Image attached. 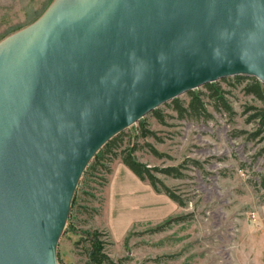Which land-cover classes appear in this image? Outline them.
Segmentation results:
<instances>
[{
  "label": "water",
  "instance_id": "95a60500",
  "mask_svg": "<svg viewBox=\"0 0 264 264\" xmlns=\"http://www.w3.org/2000/svg\"><path fill=\"white\" fill-rule=\"evenodd\" d=\"M264 84V0H52L0 41V264H59L87 166L200 86Z\"/></svg>",
  "mask_w": 264,
  "mask_h": 264
},
{
  "label": "rangeland",
  "instance_id": "374dc122",
  "mask_svg": "<svg viewBox=\"0 0 264 264\" xmlns=\"http://www.w3.org/2000/svg\"><path fill=\"white\" fill-rule=\"evenodd\" d=\"M52 0H0V41L32 23ZM215 81L235 110L216 109L208 88L199 93L212 117H180L170 102L124 130L120 153L154 167L184 164L183 177L156 174L186 200L181 206L138 179L118 156L78 184L58 244L59 264H89L90 238L104 241L113 264H264V137L247 121L249 105L264 101L245 92L248 79ZM264 89V84H263ZM180 99L189 101L184 93ZM143 127L154 134L143 136ZM152 144L159 155L153 153ZM197 160L199 164H194Z\"/></svg>",
  "mask_w": 264,
  "mask_h": 264
},
{
  "label": "trees",
  "instance_id": "16d2710c",
  "mask_svg": "<svg viewBox=\"0 0 264 264\" xmlns=\"http://www.w3.org/2000/svg\"><path fill=\"white\" fill-rule=\"evenodd\" d=\"M229 78V77H228ZM228 78H223L221 80H227ZM238 83L243 82L248 79L247 84L244 86L245 92L249 94H254L257 98L264 101V89L262 82L256 77H246V76H234ZM205 87L209 90V96L214 100V106L216 109H223L230 116L235 114V110L229 100L224 95V88L215 82L205 84ZM190 96L189 101L183 99L174 98L171 100L173 108L178 112L179 116L192 117V118H204L207 119L212 117L211 112L207 108L206 102L203 100L199 93H195L194 90L187 92ZM246 113H249L247 121L250 123H255L257 129L248 136L251 138H256L259 136L264 137V106L249 105L245 107ZM157 119L161 122L163 121L162 112L157 108L152 112ZM143 136L153 135L154 131L148 130L143 127ZM124 134V131L120 132L118 135L114 136L109 140L94 156V163L91 166V172L97 171L100 167L106 166L109 169V163L113 161L118 156H121L122 162L143 182H148L150 186L158 193H164L170 199L175 201L181 206L186 205V200L179 194H177L170 186H168L156 173L164 172L168 175L174 177H183L185 173L182 172V167L184 164L178 166H168V167H151L147 163L139 160L134 152L136 148H124L120 153L117 151L119 148L117 142ZM150 147L154 154L159 155L160 152L152 145L146 144ZM194 164H199L197 160H193ZM110 170V169H109ZM91 249L89 252V264H113L115 261L105 252L104 241L100 238L99 234L95 233L89 239Z\"/></svg>",
  "mask_w": 264,
  "mask_h": 264
},
{
  "label": "crops",
  "instance_id": "0c3cea01",
  "mask_svg": "<svg viewBox=\"0 0 264 264\" xmlns=\"http://www.w3.org/2000/svg\"><path fill=\"white\" fill-rule=\"evenodd\" d=\"M37 18H38V17H37ZM37 18H36V19H37ZM130 171H131V170H130ZM131 172H132V171H131ZM132 173H133V172H132ZM133 175H135V174L133 173ZM135 176H136V175H135ZM136 177H137V176H136ZM137 178H138V177H137ZM138 179H139V178H138Z\"/></svg>",
  "mask_w": 264,
  "mask_h": 264
}]
</instances>
